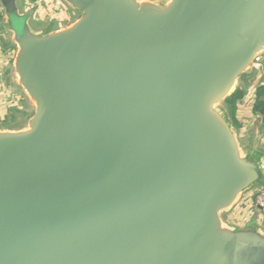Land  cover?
Segmentation results:
<instances>
[{
	"label": "water",
	"instance_id": "obj_1",
	"mask_svg": "<svg viewBox=\"0 0 264 264\" xmlns=\"http://www.w3.org/2000/svg\"><path fill=\"white\" fill-rule=\"evenodd\" d=\"M63 1L77 19L36 30L0 0L34 107L0 128V264H264V230L225 219L264 155L224 106L264 0Z\"/></svg>",
	"mask_w": 264,
	"mask_h": 264
},
{
	"label": "crops",
	"instance_id": "obj_2",
	"mask_svg": "<svg viewBox=\"0 0 264 264\" xmlns=\"http://www.w3.org/2000/svg\"><path fill=\"white\" fill-rule=\"evenodd\" d=\"M18 7L27 14L36 30H57L71 24L78 17L63 0H17ZM75 17V18H74ZM73 19L72 21H69ZM16 46L6 25V15L0 6V128L22 129L28 124L34 107L26 94L11 87L17 83L13 71ZM18 85V84H17ZM16 85V86H17ZM264 87V54L240 80L237 89L245 93L237 103L236 124L241 146L255 147L264 155V127L262 110H256L258 91ZM236 89V90H237ZM14 92V93H13ZM264 102V96L260 98ZM228 111V110H227ZM234 123V122H233ZM254 190L246 193L232 212L230 222L238 227L257 225L264 230V214L254 205Z\"/></svg>",
	"mask_w": 264,
	"mask_h": 264
},
{
	"label": "trees",
	"instance_id": "obj_3",
	"mask_svg": "<svg viewBox=\"0 0 264 264\" xmlns=\"http://www.w3.org/2000/svg\"><path fill=\"white\" fill-rule=\"evenodd\" d=\"M245 93L237 89L231 97H229L226 101V109L234 122V126L236 124V110H237V103L244 98ZM264 96V87H261L258 91L257 102H256V110L261 111L264 107V102L260 101V98Z\"/></svg>",
	"mask_w": 264,
	"mask_h": 264
},
{
	"label": "built area",
	"instance_id": "obj_4",
	"mask_svg": "<svg viewBox=\"0 0 264 264\" xmlns=\"http://www.w3.org/2000/svg\"><path fill=\"white\" fill-rule=\"evenodd\" d=\"M260 57L257 59V62ZM262 126L264 127V114L262 117ZM254 205L264 214V186H260L254 191Z\"/></svg>",
	"mask_w": 264,
	"mask_h": 264
},
{
	"label": "rangeland",
	"instance_id": "obj_5",
	"mask_svg": "<svg viewBox=\"0 0 264 264\" xmlns=\"http://www.w3.org/2000/svg\"><path fill=\"white\" fill-rule=\"evenodd\" d=\"M33 13H34V12L29 13V14H28V17L31 18V17L33 16ZM12 18H13L14 21H16V20H15L16 17H15L14 15H12ZM74 18H75V17H74ZM72 20H73V19H71V20H69V21H72ZM20 33H21V35H22V30H21ZM16 85H17V83H14V84L11 86V87L15 88V89H14L15 92L18 91V87H19L18 85H17V86H16ZM19 89H20V88H19ZM13 93H14V92H13ZM224 106L226 107V104H224ZM225 219H226L227 221H231V218H229L228 215L225 216Z\"/></svg>",
	"mask_w": 264,
	"mask_h": 264
}]
</instances>
